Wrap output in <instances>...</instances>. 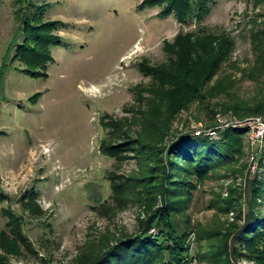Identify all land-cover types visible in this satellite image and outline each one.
Wrapping results in <instances>:
<instances>
[{"label":"rangeland","instance_id":"1","mask_svg":"<svg viewBox=\"0 0 264 264\" xmlns=\"http://www.w3.org/2000/svg\"><path fill=\"white\" fill-rule=\"evenodd\" d=\"M143 2L0 0V189L9 196L0 203V233L10 232L8 224L19 225L27 239L19 243L21 255H6L15 263L75 264L98 244L102 247L107 237L140 232L148 209L133 202L122 208L113 199L112 187L114 180L125 182L138 171V159L133 153L125 160L109 157L100 146L114 121L143 116L139 110L148 107L149 93L138 99L134 88L150 90L152 79L139 64L144 59L152 66L168 64L171 55L165 43H173L178 34L233 40L211 83L218 78L233 82L228 89L232 96L183 108L170 124L164 138L167 145L178 133L209 136L217 142L221 135L212 128L224 130L264 119V115L240 119L219 111L230 97L243 101L264 97V78L247 75L260 54L253 35L264 29V0H217L203 19L194 16L185 25L174 15L162 17L159 8L140 7ZM31 4H48L46 20L63 22L58 32L62 44L53 48L55 63L48 78L26 74L14 61L24 39L22 16L30 14ZM263 150L264 140L255 144L249 130L240 169L219 170L208 177L193 192L189 208L177 217L179 230L190 232L191 264H199L195 257L201 229L244 223L250 180L262 172L258 161ZM33 190L43 213L24 206L23 199ZM230 193L243 196L240 220L239 211L219 212ZM156 205L155 210L163 206L160 195Z\"/></svg>","mask_w":264,"mask_h":264},{"label":"trees","instance_id":"2","mask_svg":"<svg viewBox=\"0 0 264 264\" xmlns=\"http://www.w3.org/2000/svg\"><path fill=\"white\" fill-rule=\"evenodd\" d=\"M216 1L144 0L140 7L159 8L162 17L174 15L185 25L194 16L203 19ZM31 6L30 14L22 16L24 39L16 49L14 61L23 65L24 73L48 78L55 63L53 48L62 44L58 32L63 22L46 20L48 4ZM253 40L260 54L255 68L247 75L258 80L264 78V29L256 32ZM233 43L221 36L180 33L173 43H165V49L171 55L168 64L152 66L145 59L139 64L141 72L151 77L152 84L150 90L138 85L134 91L138 99L140 95L146 98L145 94L149 93L148 107L139 110L143 116L138 114L132 120L126 119L125 123L114 121L110 124V136L101 142L100 149L105 155L119 160H125L130 153L138 159L139 169L135 174L125 182L113 181V199L122 208L131 202L145 206L149 216L139 233L122 238L107 237L102 247L98 244L75 264H191L190 232L180 231L176 219L189 208L193 192L208 177L219 170L236 166L240 169L249 128L233 125L224 130L212 128L221 135L217 142L209 136L196 138L178 133L167 145L164 138L177 114L189 104L198 101L206 104L214 98L232 96L228 89L233 82L218 78L214 85L211 83L218 76ZM219 111L232 112L240 119L264 115V97L256 101L230 97L220 105ZM260 155L258 168L262 172L249 179L244 223L234 221L220 229H201L195 257L199 264H264V150ZM159 195L163 206L155 210ZM38 197L33 190L23 199L24 206L32 212L43 213ZM242 197V194L240 198L228 194L224 205L218 206L219 212L239 211L241 216L237 218L242 219ZM7 199L9 196L0 189V203ZM8 226L10 232L0 233V251L6 253L0 254V264H20L6 255H21L19 243L25 244L27 239L19 225ZM154 228L157 233L151 232Z\"/></svg>","mask_w":264,"mask_h":264},{"label":"built area","instance_id":"3","mask_svg":"<svg viewBox=\"0 0 264 264\" xmlns=\"http://www.w3.org/2000/svg\"><path fill=\"white\" fill-rule=\"evenodd\" d=\"M235 127L249 128V130H252V136L254 138L255 144L260 143V141L262 142L264 140V119L263 118H255L251 120L250 122L248 121V122H245L244 124L241 123Z\"/></svg>","mask_w":264,"mask_h":264}]
</instances>
